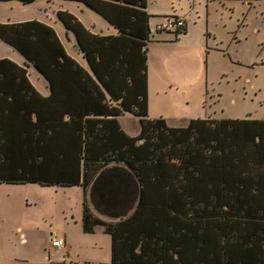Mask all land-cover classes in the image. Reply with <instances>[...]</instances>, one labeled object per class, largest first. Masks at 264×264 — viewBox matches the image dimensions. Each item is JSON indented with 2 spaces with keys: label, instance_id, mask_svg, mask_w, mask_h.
Wrapping results in <instances>:
<instances>
[{
  "label": "trees",
  "instance_id": "trees-1",
  "mask_svg": "<svg viewBox=\"0 0 264 264\" xmlns=\"http://www.w3.org/2000/svg\"><path fill=\"white\" fill-rule=\"evenodd\" d=\"M77 1L119 32L93 35L59 12L88 69L67 55L49 26L0 23V40L50 87L40 95L25 68L0 58V184L81 186L82 231L103 227L109 264H264V119L195 118L170 127L149 118L146 0ZM125 112L138 118L135 136L115 119ZM106 170L131 177L136 189L133 201L114 196V208L103 204L111 191L102 183L90 190L98 212L125 210L114 221L94 215L86 196Z\"/></svg>",
  "mask_w": 264,
  "mask_h": 264
},
{
  "label": "rangeland",
  "instance_id": "rangeland-1",
  "mask_svg": "<svg viewBox=\"0 0 264 264\" xmlns=\"http://www.w3.org/2000/svg\"><path fill=\"white\" fill-rule=\"evenodd\" d=\"M197 1L199 4L195 8L200 19L191 21L195 22L191 33L178 44H191L200 37L203 45L201 60L198 53L187 56L182 55L178 49L170 62L174 68L176 65H190L194 73L192 76L198 80L201 74V80L189 86L192 88H188L185 99L174 91L176 95L166 97V105L178 104L179 99H182L183 107L176 105L173 111H186V115L195 116L193 119H264V0ZM149 2L151 9L167 12L170 11V2L175 6L181 4L182 7L190 4L186 0ZM44 4L47 3H34L21 8L15 0L0 1V22L37 19L40 16L38 14L43 13ZM160 20L152 19L153 30L155 22ZM208 33L211 37H208ZM152 35L154 38H166L167 34L152 31ZM171 36L169 34L167 37ZM151 47L150 54L155 53ZM11 51L13 50L0 45V54L14 56ZM156 92L157 88L153 87L150 93ZM162 98L163 95L159 99ZM151 101L158 108L157 102ZM128 118L123 122L135 125L136 118ZM104 172L94 179L89 188L92 191L102 183L111 191L106 194L103 204L111 203L109 207L112 208L116 205L114 196L119 200L118 193H122L120 198L125 194L131 195L134 187L131 177L126 180L122 176ZM80 197L82 198L80 188L51 189L27 184H0V264H92L89 263L92 260L109 264V246L108 261L104 260L109 237L101 232L83 234L79 222L74 225L71 220V216L77 219L81 211ZM65 217L70 224L67 238L71 246H74L70 259L66 253L43 249L49 223L58 234L67 227Z\"/></svg>",
  "mask_w": 264,
  "mask_h": 264
},
{
  "label": "crops",
  "instance_id": "crops-1",
  "mask_svg": "<svg viewBox=\"0 0 264 264\" xmlns=\"http://www.w3.org/2000/svg\"><path fill=\"white\" fill-rule=\"evenodd\" d=\"M0 1H12V0H0ZM21 8L24 6H29L34 3H42L46 2L47 4H44L42 6L41 14L36 20L40 23H43L44 25L49 26L54 31L56 37L58 38L59 42L61 43L62 47L64 48L67 55H69L72 59H74L77 63H79L83 68L88 69L86 60L84 59L82 52L78 49V44L76 41V35L75 32H73L71 29H68L65 27L64 22L58 15L59 12L61 16L68 17L72 15L76 20L86 29L89 33L93 35L98 36H107V35H117L118 29L114 27L104 16L97 13L93 9H91L89 6L84 4L81 1L77 0H33L30 3H22L19 0H15ZM190 2V4L187 7H182L181 4L178 6L173 5V2H170V7L167 12V10H157L154 8L149 7V0H146V6L144 10L149 15L148 18V25H149V38L150 41L147 44V50H146V68H147V77H146V93H147V116L149 118H163L166 122V124L170 127H177L184 125L187 120L193 119L195 116L192 115H186V111L180 112H174L176 105H179L180 107H183L184 104L182 103V99H185L187 97L188 88H192L189 86L194 85L198 81L201 80V74L196 80L195 77L192 75L193 70L190 65L182 64L177 66L176 68L173 67L170 60L172 58V55L176 54L180 49L181 54L183 55H192L198 53L199 59L201 60L202 53H203V45L201 43L200 37L197 38V41L194 43H185V44H178V42L181 43V41L188 38L189 34L192 31V26H194L196 19H200V15L198 10L195 8V5L199 4V1L197 0H186ZM173 6H175L173 8ZM176 14L177 16L181 17L184 20V29L181 34H178L174 36L172 33H165V32H158V34L165 33L167 34L164 37H157L154 38L152 35V24L151 23L153 18H160L162 19L163 15L166 16L168 14ZM162 15V16H161ZM30 20V18H29ZM25 20V21H29ZM50 20V21H48ZM70 20V19H69ZM161 21V20H160ZM15 22H22V21H13V22H5V23H15ZM2 23V22H0ZM158 22H155V25ZM155 32V31H154ZM172 35L171 37H167L168 35ZM208 37H211L210 33H208ZM182 38V39H181ZM216 37H213L215 39ZM188 42V41H187ZM198 42V43H197ZM208 43V40H207ZM154 44V45H152ZM0 45H3L7 48H10L11 52H13L14 56H7L4 53L0 54V58H8L11 61L15 62L19 66L26 69L27 77L31 85L36 89V91L42 95V96H48L50 94V87L47 79L42 75L30 62H28L25 57L15 48L10 46L9 44L3 42L0 40ZM152 46V47H151ZM150 47L154 48L155 53L150 54ZM184 52V53H182ZM153 87L157 88L156 93H150L151 89ZM179 92V97L182 99H179L178 104L169 103L166 105L165 99L167 96H174L176 95L175 92ZM163 95L162 99H159ZM157 102L158 108L154 107L152 104V101ZM108 104L110 105V102L107 100ZM133 117L131 113L125 112L124 114H121L120 116L115 117L117 119V122L121 129L129 136H135L138 134L140 126L138 122V118L135 120V125L130 124L126 121L123 122L128 117ZM205 118V117H203ZM128 125V127H126ZM115 164H110L106 168L107 169H115ZM93 184V183H92ZM27 185H37V184H27ZM39 187H45V188H51V189H70V188H80L82 192V198H81V211L77 215V219L75 216H71V220H73V224L76 225L77 222H79L81 226L82 222V200H83V189L79 185H72V186H40ZM91 188V187H90ZM90 188L87 189V199H88V205L91 209V211L96 215L98 218L104 220V221H114L116 219L115 217L119 214H124L125 210H121L118 214L117 213H109V214H103L101 212H98L95 207L92 205L90 201ZM136 195V189L134 191V194L132 193L130 197V201H133L135 199ZM126 208L127 210L131 207V202L126 201ZM118 205V204H117ZM115 205V207L117 206ZM114 208V206L112 207ZM70 208H68V211ZM128 212V211H127ZM126 212V213H127ZM66 220V217H65ZM66 228L62 231H59L57 234L53 229L52 224L49 223L48 227V237L45 238V245H44V251L47 249L48 252L54 253H66L67 257L70 259L71 252L74 246H71V242H69L67 238V233L70 230V224L66 220ZM82 229V227H81ZM52 230V231H51ZM83 232V231H82ZM97 232H101L103 235H107L108 243H107V252L104 253V260H107V254H108V246H109V261H110V236L103 232L102 226H96L94 228V231L92 233H85L83 234H95ZM50 239H61L64 243V246L62 248H56L52 247L50 245ZM22 240H24L22 238ZM52 248V250L50 249ZM79 263V262H78ZM81 263V262H80ZM92 264H100L99 262L92 260ZM105 263V262H103ZM108 263V262H107Z\"/></svg>",
  "mask_w": 264,
  "mask_h": 264
},
{
  "label": "built area",
  "instance_id": "built-area-1",
  "mask_svg": "<svg viewBox=\"0 0 264 264\" xmlns=\"http://www.w3.org/2000/svg\"><path fill=\"white\" fill-rule=\"evenodd\" d=\"M184 20L177 15H166L163 16L161 21H159L154 28L159 31H170L178 32L184 29ZM52 247L62 248L64 243L61 239H52L50 242Z\"/></svg>",
  "mask_w": 264,
  "mask_h": 264
}]
</instances>
